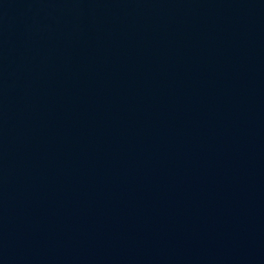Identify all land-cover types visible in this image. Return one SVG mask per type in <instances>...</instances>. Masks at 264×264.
Here are the masks:
<instances>
[{
	"label": "water",
	"instance_id": "1",
	"mask_svg": "<svg viewBox=\"0 0 264 264\" xmlns=\"http://www.w3.org/2000/svg\"><path fill=\"white\" fill-rule=\"evenodd\" d=\"M0 264H264V0H0Z\"/></svg>",
	"mask_w": 264,
	"mask_h": 264
}]
</instances>
